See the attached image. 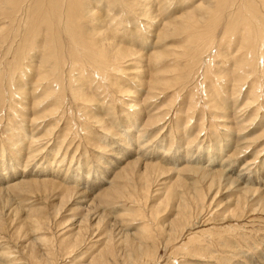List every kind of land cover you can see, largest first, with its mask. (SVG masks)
I'll return each instance as SVG.
<instances>
[{
  "label": "rangeland",
  "instance_id": "rangeland-1",
  "mask_svg": "<svg viewBox=\"0 0 264 264\" xmlns=\"http://www.w3.org/2000/svg\"><path fill=\"white\" fill-rule=\"evenodd\" d=\"M37 1L19 0L0 9V264H88L105 244L123 252L126 242L120 235L141 231L157 234L153 256L167 264L241 263L239 251L264 253V210L257 200L263 203L264 198L261 0H91L92 5L88 0ZM71 3L78 4L72 9L81 14L80 23H75L83 36L99 31L102 36L91 35L90 40H102L111 58L90 61L86 55H71L70 38L57 28L48 30L39 10L51 4L59 15ZM238 3L243 4L235 8ZM199 4L201 10L196 9ZM217 6V17H206L216 24L203 42L192 38L193 43L180 47L189 34L210 25L206 20L170 36L168 26L191 21L179 20V15L203 17L206 9ZM53 22L59 27V21ZM50 32L59 36L54 48ZM197 46L200 52L197 49L195 56ZM119 47L135 52L123 74L112 69L126 55ZM178 47L182 52L174 50ZM248 55L251 61L243 65ZM42 56L47 60L43 64ZM158 77L172 84L160 87ZM44 83L57 85L48 92L51 100L44 99ZM75 87L91 99L72 96ZM38 101L44 102L37 109L33 104L38 106ZM43 114L46 117L40 119ZM33 117L39 118L31 122ZM157 119L163 121L154 124ZM122 139V150L112 146ZM29 146L33 152L27 162ZM109 151L126 155L108 165ZM183 151L193 155L189 164L182 159ZM148 163L162 170L146 171ZM201 168L222 171L240 191L258 185L263 195H248L246 200L237 185H223L213 197L216 189H209V177ZM12 172L13 180H2ZM93 184L91 193L81 195ZM189 185L196 186L194 193H186ZM181 198L186 206L179 209ZM176 210L182 214V228L197 224L177 233L178 242L164 251L168 234L162 230L169 231ZM175 240L171 238L170 246ZM146 244L152 246V241ZM184 246L205 252L211 247L213 259L182 257ZM234 248L236 258L228 251ZM177 254L181 255L175 258Z\"/></svg>",
  "mask_w": 264,
  "mask_h": 264
},
{
  "label": "bare ground",
  "instance_id": "bare-ground-1",
  "mask_svg": "<svg viewBox=\"0 0 264 264\" xmlns=\"http://www.w3.org/2000/svg\"><path fill=\"white\" fill-rule=\"evenodd\" d=\"M19 0H11V1H9V0H0V9H2L1 7H6V5H8L9 3H11L12 5L14 4V3H16V2H18ZM89 1V3L92 5V1L91 0H88ZM147 2L149 1V0H146ZM207 0H205V2H206ZM243 2L244 0H240V2ZM40 1L38 0L37 1V3H39ZM238 2V1H237ZM261 4H262V6H264V0H261ZM52 3V2H51ZM95 3V2H94ZM203 3H204V1H203ZM202 3V4H203ZM147 5H145V11H149V13H150V11H151V6L149 7V4L148 3H146ZM204 4H206V3H204ZM239 4V3H238ZM243 4V3H242ZM242 4H239V5H237V6H235V8H237V7H240ZM50 5L51 4H49L48 5V9H44V8H42V9H40L39 10V12H42L43 11V13L42 14H44L45 15V18H46V20L48 21V25H50V29L48 28V30H52V29H54V28H57L58 29V31H61L62 32V34H64L65 35V37H68V38H70V40H71V44L73 45V48L72 49H70V48H68L67 50H68V53L69 54H71V55H78V56H81V57H83V58H85V55L87 56V57H90V61H92V60H96V61H99V60H101V59H103V57H105L106 56V59H109V58H111L110 57V54L107 52V50H106V48L103 50V48H102V40H90V36L92 35V36H95L96 38H98V36H102V35H99V33H97V32H99V31H92L93 33H90V34H88L89 36H87V37H84L83 36V31H82V28H81V26H79L77 23H80L79 22V20H78V18H81V14L80 13H78L79 11L78 10H76V11H74L73 9H72V7H74V6H77L78 4H75V3H71V4H69L68 5V7H66L65 8V10H63V13H61V14H59L58 15V13L56 14V13H54V11H53V9H50ZM79 6H81V4L79 5ZM205 6H207V5H205ZM82 7V6H81ZM41 8V7H40ZM202 9V7H200V4H199V6H197L196 7V9ZM203 8H205V7H203ZM208 8V7H207ZM4 9V8H3ZM200 9V10H201ZM240 9V8H239ZM30 10V9H29ZM240 12V11H239ZM238 12V13H239ZM17 13V12H16ZM93 14V12H91V10H89V14ZM195 13V12H194ZM217 13H218V6L213 10V9H211V8H208V9H206V11L204 12V15H203V17H198V16H195V14L193 15V14H191V13H184V14H181V15H179V17H178V19L179 20H185V22L187 21V20H189V19H191V21L188 23L189 24V26H188V24H186V26H182V25H177V26H175V25H170V26H168V29H169V31H170V36H172V34H175V33H177V32H179V31H181V32H183V31H187V27L189 28H193V27H196V25L193 23V22H200L201 20H208V18H206V17H210V15H212V18L213 19H215L216 17H217ZM240 15V14H239ZM145 17V16H144ZM187 17V18H186ZM75 18H76V21H75ZM240 18V17H239ZM58 19V20H57ZM177 19V18H176ZM54 20H56V21H59L60 22V24H59V27L58 26H56L55 25V22H53V23H50V21H54ZM206 20V21H207ZM240 20V19H239ZM153 21V20H152ZM151 21V24L152 23H154V21L152 22ZM175 21H177V20H174V22ZM75 22H77V23H75ZM208 22V21H207ZM211 22H213V21H211ZM42 23V22H41ZM209 23V22H208ZM232 23V22H231ZM230 23V24H231ZM210 25L209 26H206L202 31H196L195 33H193V34H189V38H188V40L186 41V42H184L183 43V45H181L180 47L181 48H184V47H186V44H189V43H193V41H192V38H193V40L195 39V41L197 42V43H199V42H203L205 39H207V37H209V35H210V32H211V30H212V28H213V26H215V24L216 23H209ZM163 25V24H162ZM165 25V24H164ZM192 27H191V26ZM141 26V25H140ZM164 27V26H163ZM166 30V29H165ZM234 30V29H233ZM31 32V31H30ZM101 32H102V30H101ZM33 33V32H32ZM51 33V32H50ZM255 33V30L253 31V34ZM51 35V40L53 41V46L52 45H50V47L51 48H54V46H55V43H56V40H58L59 39V36H57V35H55V34H50ZM248 35L249 36H251V33L250 32H248ZM91 36V37H92ZM131 36V35H130ZM69 40V41H70ZM197 40H199V41H197ZM109 41V40H108ZM57 46L59 45V44H56ZM56 46V47H57ZM205 46H206V44H205ZM171 49V48H170ZM197 49L199 50V52H200V48H199V46H197L196 48H195V50L193 51V53H194V55L196 56L198 53H196V51H197ZM174 50H181L179 47L177 48V49H174ZM118 51H122V52H125L126 53V55L127 54H129L128 56H123V57H121L120 58V61H119V59L117 60V61H115L114 63H118V65L117 66H115L114 68H112V69H114L116 72H121L122 74L124 73V71H128L127 69H123L124 67H128L129 65H132V63L131 64H129V62H131V60H132V56L135 54V52L134 51H131V50H127V49H124V48H122V47H119L118 48ZM101 52H103V53H101ZM179 52H182V50L181 51H179ZM96 54H98V55H96ZM156 55H154L155 57H157V55H159L160 53H155ZM188 55H190V56H188V57H191L192 56V53H191V51H188ZM135 56V55H134ZM180 56V55H179ZM182 56V55H181ZM43 57V59H42V61H41V63L43 64L44 62H47V60L45 59V57L44 56H42ZM41 57V58H42ZM151 57V56H150ZM250 57L251 56H247L246 58H245V64H243V65H248V63H250ZM28 58V55L26 56V59ZM131 58V59H130ZM52 59H54L53 61L55 62V64H57V63H59L58 61H57V59H58V57L56 56V55H54L53 57H52ZM111 61V60H110ZM112 63V62H111ZM106 67V66H105ZM110 67V66H109ZM30 68V67H29ZM55 69V68H54ZM98 69H100V68H98ZM101 70V69H100ZM51 71H52V68H51ZM48 72H49V70H48ZM104 72V71H103ZM168 72V71H167ZM174 72V71H173ZM128 73V72H127ZM134 74H136V72H134ZM173 74V73H172ZM24 75H25V73H24ZM161 76V75H160ZM70 78V77H69ZM130 78V77H129ZM46 79V78H45ZM44 79H42L41 77H39V79H38V81H43ZM155 80L156 81H160V82H157L158 83V85L160 86V87H162V86H164V87H166V85H168L167 87H169V85H170V83L171 82H169L170 80H161V78L159 79V77H158V80L155 78ZM174 80V79H173ZM75 81V80H74ZM73 80H72V77L70 78V82L71 83H73L74 82ZM156 81H153V82H155L156 83ZM172 81V80H171ZM77 82V81H76ZM43 83V82H42ZM75 84V83H74ZM73 84V86H75ZM114 84V83H113ZM154 84V83H153ZM152 82H149V86L150 87H152ZM172 84V83H171ZM41 85H43V84H41ZM40 85V86H41ZM50 85V84H49ZM49 85H47V84H45L44 83V89H47L48 91L46 92L47 94H46V96L44 97V99L46 100L48 97L50 98V94L48 93L49 91L51 92V90H56V88H57V85H56V87L55 86H53V87H50ZM78 85V84H77ZM76 85V86H77ZM39 86V87H40ZM71 86V85H70ZM73 86H71V87H73ZM60 87V86H59ZM156 87H158V86H156ZM155 87V88H156ZM76 88V87H75ZM58 90V89H57ZM154 90H156V89H154ZM35 91H38V87L36 88V90ZM35 91H33V94H34V92ZM59 91V90H58ZM57 91V92H58ZM150 91V90H149ZM160 91V90H159ZM163 91V90H162ZM169 91V90H168ZM25 92V95H27L28 94V92L27 91H24ZM45 92V91H44ZM161 92V91H160ZM72 93H74L72 96H85V98H88V99H91V97L87 94V93H85V91L83 90V88H76V89H74L73 90V92ZM163 93H165L164 91L160 94V95H162ZM148 94V93H147ZM53 95V94H52ZM150 95V94H149ZM54 96V95H53ZM59 96V95H58ZM56 97V96H55ZM53 98V97H52ZM84 98V97H83ZM57 99V98H56ZM76 99V98H75ZM50 100H51V98H50ZM44 102V101H43ZM43 102L42 101H38V106L36 105V104H33V106H35L37 109L43 104ZM51 102V101H50ZM58 103V102H57ZM55 104V103H54ZM45 113V112H44ZM45 114H43V115H41L40 117V119H42V118H45L46 116H44ZM38 116V115H37ZM35 118H39V117H33L32 119H31V122H33L34 120H35ZM39 119V120H40ZM38 120V119H37ZM36 121V120H35ZM163 121V120H162ZM161 120H156L155 122L154 121H152V122H154V124H160L161 122H162ZM103 122H104V120H103ZM98 123H100V124H102V122H101V119L98 121ZM147 125H150V126H154L153 125V123H150V124H147ZM145 128H146V126H145ZM130 131V130H129ZM129 131H127V130H125V132H129ZM106 135L108 136V137H110V135L109 134H107L106 133ZM161 135V134H160ZM32 143V142H31ZM191 144V143H190ZM126 145V142H125V140H118V142H116L115 143V145H112V146H115V147H119V149H121V148H123L124 146ZM17 146V145H16ZM191 146V145H190ZM40 148V147H39ZM126 148V147H125ZM188 148V147H187ZM187 148H185V150L187 149ZM140 149V148H139ZM122 150V149H121ZM141 150V149H140ZM184 150V149H183ZM28 151H30V153L28 154V155H26V159L28 160L27 162H30V159H31V157H32V152H33V148L31 147V146H29L28 147ZM103 151V150H102ZM199 151V150H198ZM239 151H241V150H239ZM2 152V151H1ZM137 152H139V151H137ZM137 152H135V154H139V153H137ZM242 152V151H241ZM20 153V152H19ZM183 153H184V155H183V161H185L184 163H190V161L192 162V159H193V155H189L188 154V152H184L183 151ZM5 154V153H4ZM21 154V153H20ZM19 154V155H20ZM120 154L121 153H119V154H117V153H114V152H110L109 151V153H107V155H105V156H108V160H107V164L108 165H114L115 163L114 162H112V160H122L123 158H124V156L126 155V154H121V156H120ZM133 154H134V152H133ZM7 155V154H6ZM17 155L18 154H15V156H16V160L18 159V158H20V157H17ZM179 156L180 155H178L177 157L179 158ZM176 157V158H177ZM214 157V156H213ZM216 157V156H215ZM175 158V159H176ZM3 159V158H2ZM111 159V160H110ZM14 160H15V158H14ZM13 160V161H14ZM135 160L137 161V158H135ZM163 160V159H162ZM172 160H174V159H172ZM181 160V159H180ZM190 160V161H189ZM4 161V160H3ZM3 161H2V164H3ZM178 161V159H176V162ZM207 161L210 163V164H212V163H214L215 162V159H211V158H207ZM132 162H134V161H132ZM137 162H139V161H137ZM11 163H12V161H11ZM10 164V163H9ZM134 164V163H133ZM137 164V163H136ZM147 164V163H146ZM149 165H147V167L148 168H146L145 170L146 171H148V170H152V169H157V170H160L162 167L160 166V165H158V164H156V163H148ZM185 165V164H184ZM146 166V165H145ZM51 167V166H50ZM222 167H224V166H222L221 165V168ZM226 167V166H225ZM74 169V168H73ZM77 169V168H76ZM75 169V171H77ZM78 169H80V168H78ZM108 169V168H107ZM51 170V169H50ZM162 170V169H161ZM170 169H168L167 171H169ZM201 171H204V175L206 176V177H209V179H208V181L210 180V186H209V189L211 188V187H213V188H215L216 189V192H214L215 194H214V196L213 197H217V196H219V190L220 189H222L221 187H223V185H228V188H233L232 186H235V185H237V183H236V181L233 179V178H231V177H227V176H225L224 174H223V172L222 171H220V170H215V169H213V170H208V169H205V168H201L200 169ZM228 170V169H227ZM44 173L45 172H47L48 170H47V168H44ZM53 171V170H52ZM80 171V170H79ZM87 171V170H86ZM56 172V171H55ZM54 172V173H55ZM91 172V171H90ZM86 173V172H85ZM166 172H163V174H165ZM51 174V173H50ZM89 174V173H88ZM91 174V173H90ZM99 174H101V175H99V176H101L102 178H104L103 177V175H102V173H99ZM11 175V176H10ZM10 175H5V176H3L2 177V180L4 181V180H7V181H10V180H13V176H15L16 174H15V172H12ZM59 175V174H58ZM202 175V174H201ZM204 176V177H205ZM240 176V174H238L237 175V177H239ZM9 177H12V178H9ZM203 177V178H204ZM206 177H205V179H206ZM64 178V177H63ZM66 178V177H65ZM100 178V177H99ZM219 178V182H216V179H218ZM220 179H222V181H220ZM65 180V179H64ZM226 181V183L224 184V181ZM249 180V179H248ZM259 181V180H258ZM6 182V181H5ZM48 182V181H47ZM63 182V181H62ZM252 182V181H251ZM251 182H250V184H251ZM258 183V182H257ZM193 184V183H192ZM185 185V184H184ZM184 185H183V187H184ZM247 185V184H246ZM253 185H255V184H253ZM93 186H95L94 184L91 186V187H89L88 188V190L87 191H84V192H81V195H82V193H86L87 195H88V193H91L92 191H93V189H94V187ZM186 188L188 187V186H185ZM207 187V186H206ZM226 187V186H225ZM237 187H238V189H239V191H240V187L237 185ZM257 187H259L258 185H256V186H249L248 185V187H245V188H243V187H241V188H243L240 192H241V196H242V198L243 199H246L247 197H248V195L249 196H251L252 198L253 197H258V196H260L261 194H262V192H261V190L260 189H258ZM185 188V191H187L186 193L188 194L189 192H190V190L191 189H193V193L195 192L194 190H195V188H196V186H190L189 185V187L186 189ZM214 189V190H215ZM237 189V190H238ZM68 190V189H67ZM75 190V189H74ZM107 190V189H106ZM109 190H112V189H109ZM208 190V189H207ZM212 190V189H211ZM210 190V191H211ZM228 190V189H227ZM209 191V190H208ZM171 191L169 190V192H168V194L170 193ZM223 192V191H222ZM228 192V191H227ZM199 193V192H198ZM224 193V192H223ZM222 193V194H223ZM168 194H167V197H168ZM175 194H177V192L175 193ZM184 194V193H183ZM209 194V193H208ZM225 194V193H224ZM80 195V194H79ZM182 195V194H181ZM191 195V194H190ZM195 195V194H194ZM263 195V194H262ZM85 196V195H84ZM92 196V195H91ZM185 196V195H184ZM198 196V195H197ZM264 196V195H263ZM175 197V196H174ZM173 197V198H174ZM180 197V196H179ZM179 197H178V199H179ZM172 198V197H171ZM175 198H177V195H176V197ZM194 198V197H193ZM199 198V197H198ZM241 198V197H240ZM239 198V199H240ZM241 198V199H242ZM238 199V198H237ZM248 199V198H247ZM246 199V200H247ZM260 198H258L257 200H258V204L260 203V205H258V206H261V207H263V210H264V198L262 199V201H263V203L261 202V199L259 200ZM256 200V201H257ZM171 201H172V199H171ZM185 199L184 198H181L180 200H179V204L180 205H178V207L177 208H179L180 209V206H182V207H184V206H186V204H185ZM189 201V200H188ZM249 201V200H248ZM255 201V202H256ZM194 202V201H193ZM200 202V201H199ZM228 203H229V201H227ZM235 202V201H234ZM188 203V202H187ZM196 203V202H195ZM211 203V202H210ZM238 203V202H237ZM243 203V202H242ZM245 203V202H244ZM173 204V203H172ZM176 204V203H175ZM191 204V203H190ZM168 205V204H167ZM196 205V204H195ZM199 205V204H198ZM238 205L240 206L241 204H239L238 203ZM247 205V204H246ZM191 206V205H190ZM238 206V207H239ZM170 207H172V206H170ZM237 206L235 205V208H236ZM191 208H193V206L191 207ZM198 209H199V207H197ZM204 208V207H203ZM202 208V209H203ZM178 209V210H179ZM195 209V208H194ZM193 210V209H192ZM205 210V209H204ZM177 211V210H176ZM178 212V211H177ZM204 212V211H203ZM189 213V212H188ZM202 213V212H201ZM200 213V214H201ZM234 213V212H233ZM174 215H176V217H174L172 220H171V228H169V231H167V230H165L166 229V227H165V229H163L164 228V226L165 225H163L162 226V233H164V234H168V235H166V237H165V239H166V243H162V246H163V249H164V251H166L167 249H169L170 247H172V246H175V244L178 242V240L179 239H176L175 240V238L178 236V235H176L177 233H180V234H182V233H184V230L186 229L187 230V228H191V227H194V226H196V224L197 223H194V224H190L189 225V227H184V228H182L183 226H185V224L183 225V220L181 219V218H179L178 216H181L182 217V214H181V212H178L177 214H174ZM232 215V214H231ZM234 215H236V214H234ZM237 215H238V213H237ZM233 216V215H232ZM229 217V216H228ZM226 218V217H225ZM231 218V216L229 217V219ZM192 219H193V217H192ZM191 219V220H192ZM186 221V220H185ZM98 224V223H97ZM189 224V223H188ZM187 224V225H188ZM186 225V226H187ZM182 228V229H181ZM178 229H181V230H178ZM135 231V230H134ZM146 232V231H145ZM143 232V231H141V232H139V233H137V232H134V233H129V234H121L120 235V237H122V238H124V240H125V248H124V250H123V252L122 251H118L117 249H114L113 247H111L112 245H106L105 244V246L102 248V250L103 251H100L99 252V254H98V257H97V259H95L94 261H92V262H89L88 264H167L166 262H160V258L159 257H156V254H155V256H153V250L155 249V247H154V239H155V237L157 236V234L155 235L153 232ZM207 236H209V237H211L210 236V234H207ZM173 237V240H175V242L173 243V244H171V246H170V242H172L171 241V238ZM209 237H205V238H207V239H209ZM121 238V239H122ZM210 239H212V238H210ZM152 241V246H149L148 244H146V242H149V241ZM110 241H111V239H110ZM212 241V240H211ZM113 242V241H112ZM222 243H219L218 245H221ZM76 246V245H75ZM80 246V245H79ZM235 247V246H234ZM116 248V247H115ZM194 249H192V248H189V246H184L183 247V251H182V253L183 252H185L186 254L185 255H183L182 257H188V258H191V257H193L192 255H194V256H199V257H201L203 260H207V259H213V257H212V248L210 247L209 249H210V251H211V253H210V251L208 250V249H206V252L205 251H203L202 249L203 248H200V247H193ZM236 248V247H235ZM233 249V250H228V251H233V254L235 255H231V257L232 258H236L237 256H236V253L238 252V250L237 249ZM190 249H192V250H190ZM232 249V248H231ZM237 250V251H236ZM240 255L239 256H241L242 255V260H241V263L240 262H238L239 260H235V261H230V262H228L229 264H264V253H260V252H255V253H253V255L252 254H242L240 251L238 252ZM251 253V252H250ZM192 254V255H191ZM179 255H181V254H177L176 255V257L175 258H177ZM174 258V257H173ZM207 264L208 263V261H206V262H203L202 263V261H196L194 264Z\"/></svg>",
  "mask_w": 264,
  "mask_h": 264
}]
</instances>
